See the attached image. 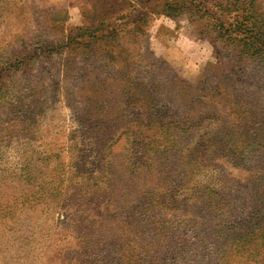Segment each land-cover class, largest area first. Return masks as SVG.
Masks as SVG:
<instances>
[{
	"label": "rangeland",
	"instance_id": "obj_1",
	"mask_svg": "<svg viewBox=\"0 0 264 264\" xmlns=\"http://www.w3.org/2000/svg\"><path fill=\"white\" fill-rule=\"evenodd\" d=\"M62 2L0 0V264H264V0Z\"/></svg>",
	"mask_w": 264,
	"mask_h": 264
},
{
	"label": "crops",
	"instance_id": "obj_2",
	"mask_svg": "<svg viewBox=\"0 0 264 264\" xmlns=\"http://www.w3.org/2000/svg\"><path fill=\"white\" fill-rule=\"evenodd\" d=\"M56 0H46V3L49 5V6H52V7H61V5L63 4L62 0H60V2H54ZM74 0H69V3L73 2Z\"/></svg>",
	"mask_w": 264,
	"mask_h": 264
}]
</instances>
